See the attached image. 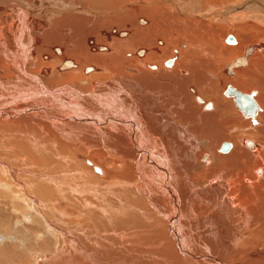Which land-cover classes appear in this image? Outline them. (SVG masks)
Listing matches in <instances>:
<instances>
[{
	"label": "bare ground",
	"instance_id": "6f19581e",
	"mask_svg": "<svg viewBox=\"0 0 264 264\" xmlns=\"http://www.w3.org/2000/svg\"><path fill=\"white\" fill-rule=\"evenodd\" d=\"M2 190L0 264H264V0H0Z\"/></svg>",
	"mask_w": 264,
	"mask_h": 264
},
{
	"label": "rangeland",
	"instance_id": "374dc122",
	"mask_svg": "<svg viewBox=\"0 0 264 264\" xmlns=\"http://www.w3.org/2000/svg\"><path fill=\"white\" fill-rule=\"evenodd\" d=\"M240 37H241V35H240ZM225 38H227V36L224 37V39H223L224 41H225ZM225 43L229 44L227 42H225ZM238 43H239V38H237V43H234L232 45H237ZM229 45H231V44H229ZM11 196L6 191L2 190V192H0V235L1 236H6L7 232L10 230L11 226L14 225L15 223L25 222V223L29 224L32 221V213L31 214L29 213L32 210L25 209V208H29L28 203L25 204L27 202V199L26 198H24V199L19 198L18 194H15L14 197L12 196L13 198H11ZM27 212L29 214H25ZM39 222H40V220H39ZM34 228H35V224H34ZM44 231H45V229H43V226L38 225V228H36L35 233L44 232ZM8 238L11 239V241L7 240L4 243V246H6V245L10 246L9 249H6V251L8 252L7 254L12 255L14 252V250H13L14 245L11 244L10 242H12L14 240L10 236H8Z\"/></svg>",
	"mask_w": 264,
	"mask_h": 264
}]
</instances>
